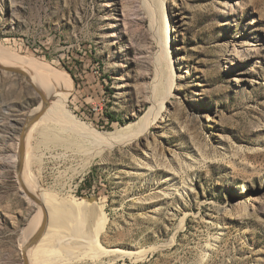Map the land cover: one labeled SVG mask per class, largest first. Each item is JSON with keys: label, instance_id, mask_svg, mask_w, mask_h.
Masks as SVG:
<instances>
[{"label": "rangeland", "instance_id": "374dc122", "mask_svg": "<svg viewBox=\"0 0 264 264\" xmlns=\"http://www.w3.org/2000/svg\"><path fill=\"white\" fill-rule=\"evenodd\" d=\"M163 43L172 90L139 137L96 147L59 121L56 144L27 126L42 208L16 173L41 92L0 71V264H24L44 216L41 264H264V0H0V54L56 70L50 97L99 131L154 110Z\"/></svg>", "mask_w": 264, "mask_h": 264}, {"label": "bare ground", "instance_id": "6f19581e", "mask_svg": "<svg viewBox=\"0 0 264 264\" xmlns=\"http://www.w3.org/2000/svg\"><path fill=\"white\" fill-rule=\"evenodd\" d=\"M160 18H161V16H160ZM157 26H158V24H157ZM164 29H166V27H163V30ZM163 40H165V41H167V43H169V37L167 36V34H165L163 36ZM168 50L169 49L167 47V44L163 43L161 53L158 57L159 83H158V86L154 92L155 93V98H154L155 99V103H154L155 108H154V110L153 111L151 110L150 111L151 114L150 113L147 114L146 117L143 118L140 122L127 125V127H125V128L123 127V129L118 130L116 132H104V131L96 130L94 127L87 124L86 122L78 120L76 117L65 112L63 110V101H66L67 99L62 98L61 102H60L57 99L51 98L50 95L52 94V92L54 90L58 91V90H61L62 87L66 86L67 85V84H65L66 79L64 80V77H62L61 74H59L56 70H53L52 68L47 66L45 63L40 62L38 59H36L30 55H22V54H18V53H1L0 54V61L4 62V63H0V64H2L4 66L15 67V68H19V69L23 70L26 73V75L28 76V79L31 82H33L37 86L39 91L41 92V96H42L41 109L42 110L41 109L38 110L39 108H37L35 110V113H34V115L38 116V119L36 121V122H38L37 125L38 126L41 125V127H42L43 126L42 124H44V127L42 128V130L41 129H40L41 131L39 130L40 131L39 133H41V135H40L41 140L43 138V140L45 142H51L52 141L53 143H56V144L64 142V139H65L64 133L66 132V128L65 129H64V127H62L61 129L60 128L59 129L54 128L55 129L54 130L53 128L50 129V127H52V126L49 127V125H48L49 123H56V122L62 121V122H64V124H67L68 127L72 131H74L78 135H80V137L82 136L84 139H87V141L91 145H96V147L97 146H104V147L112 148V147H114L113 145L115 143L119 144V142H118L119 139L127 136L128 133L130 135L133 134V136L131 138L139 137L141 134H143L145 131L148 130L151 123L155 122L157 120L158 116L160 115V113H161V111L165 105V100H166L167 96L171 93L172 83H173V79H174V76L171 73V71H172V66H171L172 60L168 56ZM48 95H49V98H48ZM43 110H44V112L42 113V116L39 117L40 113ZM36 122H34V121H32V119H30L28 122L25 123L24 129H23V135H24L23 138H25V136L28 137V135L31 134L32 131L33 132L36 131V129L38 128L37 126H35L36 129H35V127H32V126L27 128V126L34 125V124H36ZM56 125L58 126V124H56ZM62 126H63V123H62ZM26 128H27V130H26ZM37 132H38V130H37ZM123 140H125V139H123ZM83 143H85L84 140H83ZM82 146H83V144H82ZM104 147H102V148H104ZM26 148H27V152L24 156V163H23L25 167L28 165L29 157L31 155L29 153V144H27ZM87 151H89V150H86V152ZM86 152L84 151L83 153H86ZM86 158H87V156H86ZM16 162L19 163L18 157L16 159ZM85 162H86V160H85ZM24 166H23V172H22V177H21V181H20V185L22 187L23 193H24L25 197L28 198L30 201H32V200L28 197V194L33 195L39 203H35L34 201H32V202H34L36 205H39L42 208L43 203L41 201H39V199H38L39 194H37V191L35 189H30V187L28 186V182L30 181L33 174H31L29 172H25V178H24ZM83 167H84V165H83ZM82 203L83 202H81L79 204L81 205ZM44 208H45V206H44ZM45 211H46L45 212V215H46L48 213V209ZM87 215H88V218L91 222L92 227L93 228L98 227L99 225H98V222H96V221L99 220V217H97L96 213L93 210H90L89 214H87ZM45 222H46V218L44 216L43 222L40 225V227H42ZM37 227L38 226H36L34 232L32 233L31 231L34 228V225L30 226V232L33 234L32 237H34L36 230L40 231L39 230L40 227H39V229H37ZM32 237L30 238V240L32 239ZM39 238H41V236H39ZM28 240H29V234L27 237L26 245L28 243H30V241L28 242ZM37 246H38V243L35 242L27 251L28 252L27 253L28 264H41L40 260H38V259L35 260V258L32 257L33 251L35 250V248Z\"/></svg>", "mask_w": 264, "mask_h": 264}, {"label": "water", "instance_id": "95a60500", "mask_svg": "<svg viewBox=\"0 0 264 264\" xmlns=\"http://www.w3.org/2000/svg\"><path fill=\"white\" fill-rule=\"evenodd\" d=\"M0 71L4 72L6 74L19 76L22 79L26 80L28 83H30L28 81V77H27L26 73L23 70L19 69V68L8 67V66H4V65L0 64ZM33 88L39 94V92L37 91V89L35 88V86H33ZM30 119H32V121L36 122L37 119H38V116L37 115H34ZM23 129H24V126H23ZM23 137H24V135H23V131H22V133L20 135V143H19V163H18V166L16 167V173H17V177H18V180L19 181H21V177H22L23 166H24L23 163H24V156H25V143H24V138ZM28 197L32 201H34L35 203H39L37 201V199L33 195L28 194ZM44 227L40 230V232H38L36 235H34V237H32V239L30 240V243H28L27 245L24 246V248H22V254H23V258H24V264H28V260H27V253L28 252L27 251L37 241V239L40 236V234H42V232L44 231Z\"/></svg>", "mask_w": 264, "mask_h": 264}, {"label": "trees", "instance_id": "16d2710c", "mask_svg": "<svg viewBox=\"0 0 264 264\" xmlns=\"http://www.w3.org/2000/svg\"><path fill=\"white\" fill-rule=\"evenodd\" d=\"M105 117L109 118L108 114H105ZM108 120L110 122L112 120L111 117ZM85 182H86L85 184H87V179L85 180Z\"/></svg>", "mask_w": 264, "mask_h": 264}]
</instances>
